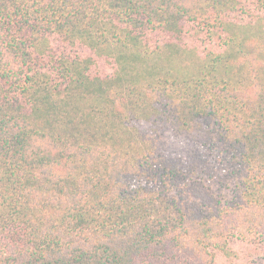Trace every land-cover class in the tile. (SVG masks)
I'll return each instance as SVG.
<instances>
[{
    "label": "trees",
    "instance_id": "obj_1",
    "mask_svg": "<svg viewBox=\"0 0 264 264\" xmlns=\"http://www.w3.org/2000/svg\"><path fill=\"white\" fill-rule=\"evenodd\" d=\"M237 242L264 251V0H0V264Z\"/></svg>",
    "mask_w": 264,
    "mask_h": 264
},
{
    "label": "rangeland",
    "instance_id": "obj_2",
    "mask_svg": "<svg viewBox=\"0 0 264 264\" xmlns=\"http://www.w3.org/2000/svg\"><path fill=\"white\" fill-rule=\"evenodd\" d=\"M258 11V10H255ZM255 11L253 14L246 15L242 17V19H231L236 20L238 22H248L254 21L256 22L258 19ZM194 38H187L185 42L188 46L198 47L197 42L194 41ZM166 41H169L168 38ZM167 43V42H166ZM184 45V44H183ZM185 46V45H184ZM82 51V50H81ZM100 72L103 74H110L114 69L113 65L110 61L106 59H102L100 64L98 65ZM262 249L255 244L246 243V242H237L230 246V248L217 252L216 256V264H264V260H261L262 256H264V251L261 252Z\"/></svg>",
    "mask_w": 264,
    "mask_h": 264
}]
</instances>
